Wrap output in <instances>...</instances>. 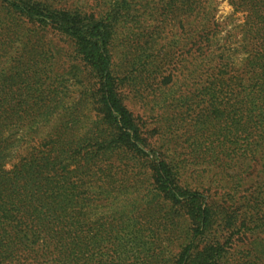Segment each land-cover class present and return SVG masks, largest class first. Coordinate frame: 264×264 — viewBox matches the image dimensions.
I'll return each mask as SVG.
<instances>
[{"label": "trees", "instance_id": "1", "mask_svg": "<svg viewBox=\"0 0 264 264\" xmlns=\"http://www.w3.org/2000/svg\"><path fill=\"white\" fill-rule=\"evenodd\" d=\"M227 1L245 14L237 70L208 52L203 0H0V264H86L130 220L133 243L153 239L146 219L183 231L181 210L170 264H216L238 242L253 264L264 257V0ZM156 10L181 30L164 50L145 26ZM127 194L132 214L95 218Z\"/></svg>", "mask_w": 264, "mask_h": 264}, {"label": "rangeland", "instance_id": "2", "mask_svg": "<svg viewBox=\"0 0 264 264\" xmlns=\"http://www.w3.org/2000/svg\"><path fill=\"white\" fill-rule=\"evenodd\" d=\"M158 3L160 9H162L164 3L167 0H151V2ZM204 4L209 10L210 13V34H213V38L210 42V50L208 51L211 56H228V64L239 69L246 58L244 53L243 44L244 43V23H245V14L241 12H235L232 6L229 5L227 0H203ZM153 4V3H152ZM154 5V4H153ZM162 11L155 12L154 16L151 18H145V26H148L147 32L160 30L161 35V49H165V46L169 44V41L172 40L175 35L177 38L181 35V30L177 21L172 23L166 21L165 15H161ZM181 19V18H180ZM127 30L121 28L116 36L114 42V63L120 65L123 69L129 62V57L131 50L129 46L124 43V37L126 36ZM218 60L215 59L212 64L217 63ZM121 69V70H122ZM126 69V68H125ZM232 69V68H231ZM76 88V87H74ZM129 98H132V94L129 93ZM125 104L130 108L135 115H142L141 109L138 106L129 103L128 100L125 101ZM143 120H146L145 116H142ZM148 121V120H147ZM149 122V121H148ZM185 153L184 150H181ZM207 167L203 165L198 169L201 171ZM259 164L253 162L252 167L247 171V176L245 177L244 190L247 192H252L258 188L260 183L259 175ZM245 194L244 192L241 195ZM135 195H119L118 199L112 200L111 207H102L95 211V218H102L106 214H111L112 212H120L126 210L127 213L132 212L135 208L131 200ZM155 204V202H154ZM145 209V207H143ZM160 210L158 217L163 216V212L160 207L157 208ZM134 212V211H133ZM176 212L177 208H176ZM181 213L187 216L184 211L181 210ZM132 213H129V215ZM181 215L180 218H175V222L179 225V228L183 231H175V226H173L170 221L165 216L163 219L159 218L158 222H149L146 225V228H150L154 232L153 239L148 240L143 238L141 242L133 243L130 240V233L132 229L140 224V220L129 221L124 229L118 230L117 237L110 242L103 244L98 250H95L97 256H85V259L91 257L93 261L86 260V264H119L118 254H113L117 241L121 243V249L118 250V253L124 256H120V259L125 260V264H142L145 263L144 259L156 262L154 264H170L177 256L179 252V246L184 242L183 239L186 235L184 230L188 227V221H186L184 215ZM157 217V218H158ZM146 220L143 221V224L146 223ZM188 222V223H187ZM150 223V224H149ZM161 223L160 227H157V224ZM202 245V244H201ZM242 242H238L233 248L232 252L228 256H221L220 259L217 258L216 264H253L254 260L252 256H244L245 252H242ZM153 255V256H151ZM58 256H48L43 259V264H58ZM199 261V258H198ZM198 263V262H196ZM255 264H264V257L260 258L258 261H255Z\"/></svg>", "mask_w": 264, "mask_h": 264}]
</instances>
